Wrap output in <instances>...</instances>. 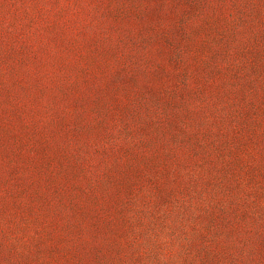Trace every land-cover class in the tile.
Segmentation results:
<instances>
[{
	"label": "rangeland",
	"instance_id": "1",
	"mask_svg": "<svg viewBox=\"0 0 264 264\" xmlns=\"http://www.w3.org/2000/svg\"><path fill=\"white\" fill-rule=\"evenodd\" d=\"M0 264H264V0H0Z\"/></svg>",
	"mask_w": 264,
	"mask_h": 264
}]
</instances>
